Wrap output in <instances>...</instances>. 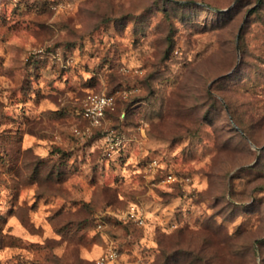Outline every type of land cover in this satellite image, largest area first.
Instances as JSON below:
<instances>
[{
  "label": "rangeland",
  "instance_id": "obj_1",
  "mask_svg": "<svg viewBox=\"0 0 264 264\" xmlns=\"http://www.w3.org/2000/svg\"><path fill=\"white\" fill-rule=\"evenodd\" d=\"M0 264H264V0H0Z\"/></svg>",
  "mask_w": 264,
  "mask_h": 264
},
{
  "label": "built area",
  "instance_id": "obj_2",
  "mask_svg": "<svg viewBox=\"0 0 264 264\" xmlns=\"http://www.w3.org/2000/svg\"><path fill=\"white\" fill-rule=\"evenodd\" d=\"M110 105L111 99L105 95L91 96L85 103L83 117L93 126H99L104 120L106 110Z\"/></svg>",
  "mask_w": 264,
  "mask_h": 264
}]
</instances>
